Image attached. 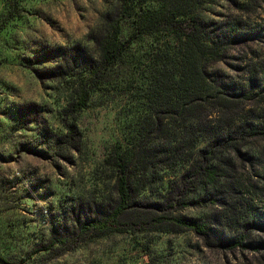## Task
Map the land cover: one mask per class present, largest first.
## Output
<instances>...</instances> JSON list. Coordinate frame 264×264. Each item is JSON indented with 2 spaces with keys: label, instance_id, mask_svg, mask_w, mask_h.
<instances>
[{
  "label": "rangeland",
  "instance_id": "374dc122",
  "mask_svg": "<svg viewBox=\"0 0 264 264\" xmlns=\"http://www.w3.org/2000/svg\"><path fill=\"white\" fill-rule=\"evenodd\" d=\"M136 12L130 0H0V264H264V139L250 140L247 153L220 165L231 176L223 187L226 205L208 202L175 212L209 222L207 241L179 229L112 232L73 249L71 241L56 242L71 240L56 232L69 204L114 195L117 160L141 135L150 89L159 70L174 67L177 41L163 33L139 35L122 62L99 77L80 68L67 76L73 62L66 64L61 54L79 48L94 54L93 36L107 14L126 38L135 30ZM197 13L209 30L224 23L228 43V27L241 25L211 72L235 88L229 91L248 92L241 116L264 126V0H211ZM77 84L90 88V100L67 115ZM73 119L68 143L64 124ZM161 166L149 175L150 197L161 191ZM199 192L196 198L215 193ZM239 233L245 236L241 245H224Z\"/></svg>",
  "mask_w": 264,
  "mask_h": 264
},
{
  "label": "trees",
  "instance_id": "16d2710c",
  "mask_svg": "<svg viewBox=\"0 0 264 264\" xmlns=\"http://www.w3.org/2000/svg\"><path fill=\"white\" fill-rule=\"evenodd\" d=\"M130 1L137 8L135 30L122 38L120 22L107 14L104 25L93 36L94 54L82 48L73 54H61L66 64L73 62L66 75L72 77L75 68L89 77L106 74L122 62L133 40L143 34L163 33L176 39L177 60L173 68L161 69L155 76L148 107L141 117V135L122 150L117 160L114 195L92 200L78 197L66 208V217L56 232L67 234L71 240L56 242L71 241L69 249L89 237L128 230L184 229L207 241L211 231L209 222L175 212L208 202L226 205L223 187L231 176L222 174L220 165H229L227 160H232L233 155L247 153L243 148L250 140L264 139V126L241 116L242 99L248 97V92L229 91V87L235 88L218 81L211 72L214 64L228 53L241 25L233 23L228 27L233 32L228 43V36L222 33L224 23L209 30L197 13V6L211 0H151L157 3L154 8L144 6L149 0ZM252 82L250 78L249 86ZM90 96L87 85L77 84L68 100L66 114L87 107ZM64 125V137L69 136L67 142L71 143L75 120ZM160 163L161 191L158 196L150 197L153 181L149 175ZM242 165L243 169L247 166ZM199 188L215 193L211 198H196L200 195V192L195 194ZM229 191L235 197V188ZM242 227L245 229L246 225ZM243 239L244 233H239L224 245L236 247Z\"/></svg>",
  "mask_w": 264,
  "mask_h": 264
}]
</instances>
